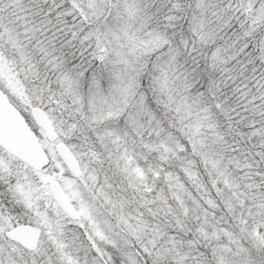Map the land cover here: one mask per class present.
<instances>
[{
  "label": "snow or ice",
  "instance_id": "snow-or-ice-1",
  "mask_svg": "<svg viewBox=\"0 0 264 264\" xmlns=\"http://www.w3.org/2000/svg\"><path fill=\"white\" fill-rule=\"evenodd\" d=\"M0 264H264V0H0Z\"/></svg>",
  "mask_w": 264,
  "mask_h": 264
}]
</instances>
